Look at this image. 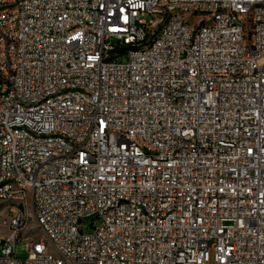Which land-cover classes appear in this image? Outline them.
<instances>
[{
    "label": "built area",
    "instance_id": "built-area-1",
    "mask_svg": "<svg viewBox=\"0 0 264 264\" xmlns=\"http://www.w3.org/2000/svg\"><path fill=\"white\" fill-rule=\"evenodd\" d=\"M0 201V264H264V0H0Z\"/></svg>",
    "mask_w": 264,
    "mask_h": 264
},
{
    "label": "rangeland",
    "instance_id": "rangeland-1",
    "mask_svg": "<svg viewBox=\"0 0 264 264\" xmlns=\"http://www.w3.org/2000/svg\"><path fill=\"white\" fill-rule=\"evenodd\" d=\"M199 17H193L192 22H197ZM16 218V211L13 209V204L7 201H0V243L7 240L12 235H16L17 238H24L25 236L42 235V232L37 227V222L33 216L27 213V219L22 227L15 232L13 227L14 220ZM1 250V247H0ZM16 254L20 257H26L28 254V247L25 241H18L16 243Z\"/></svg>",
    "mask_w": 264,
    "mask_h": 264
}]
</instances>
